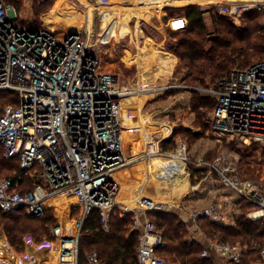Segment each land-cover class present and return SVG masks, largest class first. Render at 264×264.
I'll list each match as a JSON object with an SVG mask.
<instances>
[{
	"label": "built area",
	"instance_id": "2783aa9c",
	"mask_svg": "<svg viewBox=\"0 0 264 264\" xmlns=\"http://www.w3.org/2000/svg\"><path fill=\"white\" fill-rule=\"evenodd\" d=\"M251 1L218 5V15L237 21L254 7L264 11V4ZM16 18L14 5L0 0V92L18 97L17 104L0 115V145L6 158L16 157L33 188L22 192L18 182L1 180L0 211H24L39 217L46 208L75 210L72 232L62 234L59 225L51 231L56 241L49 248L58 264H98L96 253L87 254L83 263L78 259L79 233L92 211L98 213L105 231L115 208L121 214L131 212L138 231L137 264H180L156 254L165 243L147 213L164 210L162 205L145 197L134 208L120 206L117 201L119 187L111 174L128 161L122 137L123 99L137 89L126 92L116 76L98 69L87 33L59 36L47 28L15 24ZM168 22L172 30L187 26L186 17ZM202 91L215 100L207 118L213 132L245 145H264V61L234 68L214 87ZM159 140L157 132L148 136L145 157L165 154L159 149ZM176 153L182 162L193 163L194 170L200 171L195 176V191L202 183L213 186L217 180L253 205L246 213L249 219L264 222V185L241 180L235 158L217 154L213 159H192L184 142L178 143ZM221 207L220 201H213L192 211L190 221L206 217L234 225L235 214L228 216ZM190 237L195 239L193 234ZM242 250L239 245L209 243L202 256L218 255L224 264H230L240 260ZM259 255V264H264V248Z\"/></svg>",
	"mask_w": 264,
	"mask_h": 264
},
{
	"label": "rangeland",
	"instance_id": "374dc122",
	"mask_svg": "<svg viewBox=\"0 0 264 264\" xmlns=\"http://www.w3.org/2000/svg\"><path fill=\"white\" fill-rule=\"evenodd\" d=\"M42 1L45 0H11L12 4L16 6L18 24L27 27L28 24L34 22L35 18H38L40 20L39 28H47L59 36H64L73 31L87 33L90 42L94 46L95 53L103 57V67L101 65L100 70L116 76L120 87L126 92L130 89H137L133 94H126L123 100L138 95L143 96L138 111L133 107V110L132 108L130 109L128 107L129 104H125L126 100L122 106L121 117L123 120V138L125 142V145L123 142V149L125 154L126 145L130 144L133 148L131 156L144 158V154L147 151V140H141L134 126V123L144 118L148 124L151 123L150 125L146 123L149 132L156 128L153 125L166 127L167 132L163 131L160 136L158 135V138H173L176 140V146L173 150L165 152L164 155L156 154V156L169 158V154L176 153L178 143L184 142L188 148V155L192 159L202 157L200 156L201 154H205V156L227 154L230 158L236 159L237 172L241 180L250 182L254 186L264 185V151L260 148L264 147V145L259 143L260 147L257 146L252 150L254 152L253 155H241L238 150H244V148L249 147L253 143L245 145L242 142L231 140L226 136H220L213 132L211 126L207 123L211 110L206 114L203 121L208 128L206 127L205 129L203 126L198 127L194 124L196 118L192 111V88L195 87V90L203 93L202 90L211 89L214 86H212L209 79H207V85L194 84L188 80L184 81L183 76L186 68L182 67L177 55L168 48L178 39V37L171 36L168 20L182 17V15L185 16L184 6L198 5L203 10H208L203 13V18L210 32L208 34L210 38L213 36L212 31L214 29L212 19L218 15V5L230 3L233 0H215L213 2H208L207 0H176L174 2L163 0L162 3H159L160 0H144L146 2L141 4L138 3L140 0H46V2H49V5L45 6L47 12L35 16L33 14L34 7L40 6ZM164 1L169 2L166 3ZM255 2L258 5L264 4V0H255ZM146 4H151L152 6H148V15L145 17H133L131 13L124 17L121 13L126 10L124 9L126 7H129L128 11H130L133 7H143ZM252 10L258 9L254 7ZM112 12H117L118 14L111 15ZM101 14L108 16L103 23ZM113 17V27L107 31L108 24L111 23ZM228 18L235 25L243 23L242 18L237 21L230 17ZM262 18L264 17H261V23L264 20ZM182 31L183 29L178 30V32ZM148 46L169 54L173 57L172 64L167 66L160 65L157 61L159 58H157V52H149L146 49ZM257 60L258 58H254L251 63ZM234 68H243V66L235 64L231 70ZM203 94L208 95L207 93ZM8 106L13 105H9L7 101L3 103L0 100V115ZM127 114L131 115L129 123L124 119ZM139 114L142 117H139ZM131 126H134V129ZM196 133L198 136L194 137L192 134ZM247 153L249 152L247 151ZM158 160L156 159V161ZM187 164L188 170L192 167L193 169L195 168L193 163ZM243 166L247 167V169L241 170ZM202 185L204 190L217 186L216 192H221L222 196L226 195L225 191L230 192L228 188L221 186L217 180H215L213 186L208 182H204ZM54 211L56 224L60 226L61 233L72 232L75 227V210H73L72 214L71 212L68 213L67 209L64 210L62 208L59 210L55 208ZM131 228L135 229L134 222ZM194 228L198 229L197 227ZM49 236L50 238L44 237L41 242L37 243L29 235H25L24 249L22 252H18L10 246L4 232L0 229V262L13 264V259H21V255L30 254V251L49 248L56 241V237L52 232H50ZM204 238L201 240L197 238L203 245V249L207 247L208 242L220 243ZM214 259L216 260L215 264H223L222 258L218 255H214Z\"/></svg>",
	"mask_w": 264,
	"mask_h": 264
},
{
	"label": "trees",
	"instance_id": "16d2710c",
	"mask_svg": "<svg viewBox=\"0 0 264 264\" xmlns=\"http://www.w3.org/2000/svg\"><path fill=\"white\" fill-rule=\"evenodd\" d=\"M7 2L12 4L11 0H7ZM46 5H49V2L42 1L40 6L34 7L33 14L38 16L46 13ZM183 10L187 26L182 32L168 27L171 36L178 37L176 42L168 48L177 55L182 67L186 68L183 76L184 81L207 85L206 82L209 79L212 86H215L218 80L226 76L235 64L247 68L253 63L251 61L254 58H258L257 61H264V20L261 23L264 12L251 10L242 17L241 25H235L228 17L216 15L212 19L213 36L209 38L210 32L203 18V13L208 10H203L198 5H187ZM179 18L182 17L175 19ZM14 23L18 24V21L15 19ZM39 23L40 20L35 18L34 22L28 24L27 27L38 29ZM146 49L149 52H157V58L159 57L157 61L160 65L172 64L173 57L169 54L157 51L150 46ZM97 59L100 70V66L103 67V57L98 54ZM195 89L193 87L191 90L193 93L191 97L192 111L196 118L194 124L206 129L208 126L203 121L206 114L214 109L215 100ZM17 98L12 92H0V100L3 103L7 101L9 105H16ZM192 135L198 136L197 133ZM175 146L176 140L173 138L159 141V148L162 152L173 150ZM257 146L260 147L257 143H253L238 152L241 155H253L252 150ZM260 148L264 151V147ZM215 156L216 154L207 155L204 158L212 159ZM247 167L243 166L241 170H246ZM195 171H191V176L196 173ZM1 177L3 178L0 181L11 179L13 182H18L19 190L22 192L33 188L32 181L26 171L20 167L16 157L6 158L0 145ZM194 182L192 179V183ZM239 204L240 208L235 215L234 225H224L211 222L206 217H198L197 228L207 240L239 245L243 248L240 260L230 264H259V252L264 248V222L246 217L247 211L252 209V204L245 200H240ZM54 212L52 208H46L43 215L38 217L24 211L7 213L0 211V229L4 232L10 246L16 251L22 252L25 235H29L37 243L41 242L44 237L50 238L51 229L57 225ZM120 214L117 208L111 212L108 231L102 228L95 210L85 219L78 238L80 263L84 262L85 255L96 253L98 264H137L138 231L131 228L133 214L131 212ZM147 216L161 231L164 239L165 245L156 251L160 258L180 264H215L214 255L202 256L203 245L200 241L190 237L192 232L189 223L175 212L171 210L149 211Z\"/></svg>",
	"mask_w": 264,
	"mask_h": 264
},
{
	"label": "crops",
	"instance_id": "0c3cea01",
	"mask_svg": "<svg viewBox=\"0 0 264 264\" xmlns=\"http://www.w3.org/2000/svg\"><path fill=\"white\" fill-rule=\"evenodd\" d=\"M174 1L176 0H170V2H174ZM189 1H196V0H189ZM207 1L213 2L215 0H207ZM143 2L146 1L144 0L138 1L139 4ZM162 2L163 1H159V3ZM164 2L167 3L169 1H164ZM148 6H152V5L146 4L143 7L140 6L137 8H142L148 11L149 10ZM128 8L129 7L124 8L126 10L124 12H121L124 17L128 16L129 14ZM115 13L118 14L117 12H112L111 15H114ZM183 16L184 15H182V18L185 17ZM134 97L137 98V96ZM140 105L141 103L139 104V107ZM128 107L131 109L133 106H128ZM139 107L137 108L134 106L133 108H136V110L138 111ZM140 116L141 115L139 114V117ZM141 119H142L141 124L145 125L147 121H145L143 118ZM131 127L133 128V126ZM137 134H139L138 131ZM142 134L144 135L145 132ZM123 135L124 133L122 134V137ZM139 136L142 135L139 134ZM146 138L144 139V141L146 140ZM123 142H124V138H123ZM125 152H126L125 154L126 158L128 160L127 163L123 167L115 170L111 174L112 178L117 182L119 187L117 201L120 206H127L128 208H134V206L136 205L137 201L140 198L145 197L152 199L155 202L161 204L164 210H169V211L171 210L175 212L177 215H179L184 221H187L189 223V226L191 227L190 228L192 232L191 234H193V236L196 235L195 238L196 239L198 238L200 240L204 238V235H202V233H200L198 229L194 228L197 227L196 221L195 223L190 221L189 214L192 211L205 208L213 201H220V203L222 204L221 210L224 214L231 216L232 214L236 215L239 212L240 198L234 191L232 192L230 189H229L230 192L225 191L226 195L224 196L220 194L221 192H216L217 186L212 187L208 190H204V188L201 187L199 190L195 191L193 189L194 183L196 182L194 178L196 175H198V170H196L195 171L196 173H194V175L191 176V171L194 169L192 167L191 169L188 170L187 163L182 162L184 164L183 165L181 162L163 160L158 157H154L152 159L144 160L143 162H140L143 158L141 157L136 158L135 156H131L133 152V148L130 146V144L126 145ZM200 156L205 157V154L204 155L201 154ZM169 158H171V156ZM156 159L159 160L156 161ZM192 179L195 181L194 183H192ZM236 203H238V207L235 206ZM139 221L140 223L143 222L141 216L139 218ZM15 255L17 256V254ZM20 258L21 259H17V258L13 259L12 263L13 264H58L56 262L55 252L49 248L30 251V254L28 253L21 255ZM222 262L224 264L223 260ZM2 263L11 264L10 262L8 263L2 262Z\"/></svg>",
	"mask_w": 264,
	"mask_h": 264
},
{
	"label": "bare ground",
	"instance_id": "6f19581e",
	"mask_svg": "<svg viewBox=\"0 0 264 264\" xmlns=\"http://www.w3.org/2000/svg\"><path fill=\"white\" fill-rule=\"evenodd\" d=\"M160 1H163V0H160ZM129 13H131V15L134 17V16H139V17H145L146 15H148L147 13H148V11L147 10H144V9H140V8H138L137 9V7H133V8H131L130 9V11H129ZM101 16H102V23L103 22H105V20L107 19V15H102L101 14ZM113 22H114V18H112V21H111V23L110 24H108L109 26L107 27V31H109L110 29H112V27H113ZM105 28H106V26H105ZM131 96H133V95H131ZM142 98H143V96H141V95H138L137 96V98L136 97H130V98H128V99H125L126 100V102H125V104H129V106H135V107H139V104H140V101L142 100ZM125 100H123V103H124V101ZM136 103V104H135ZM133 104H135V105H133ZM136 109V108H135ZM130 116L131 115H129V114H127V115H125L124 117V119H125V121L127 122V123H129L130 122ZM144 119V118H143ZM151 123H149L148 125H150ZM133 125V124H132ZM134 126L136 127V129H137V131H138V133L140 134V135H142V136H140V138H141V140H144L146 137L148 138V136L151 134V133H153V132H157V134L158 135H160L161 133H163V131L165 132H167V129H166V127H162V126H155V125H153V127H156V128H153V130H151L150 132L147 130V125L145 124H141V120L140 121H138L137 123H134ZM134 126H133V128H134ZM145 132V134L143 135L142 133H144ZM148 135V136H147ZM147 138H146V140H147ZM145 140V141H146ZM132 156H134V155H132ZM154 157H158V158H161V159H163V160H169V161H175V162H181L182 163V160H180L181 159V157H180V155H179V153H175V154H172V156H171V158H167V157H163V156H147V157H144L140 162H143L144 160H149V159H152V158H154ZM183 164V163H182ZM184 165V164H183ZM184 167V166H183ZM183 189V188H182ZM185 189V188H184ZM57 202V201H56ZM130 206H132V205H130Z\"/></svg>",
	"mask_w": 264,
	"mask_h": 264
}]
</instances>
